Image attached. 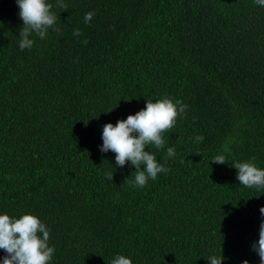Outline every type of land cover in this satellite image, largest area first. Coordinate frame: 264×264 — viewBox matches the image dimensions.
Segmentation results:
<instances>
[{
    "label": "trees",
    "instance_id": "1",
    "mask_svg": "<svg viewBox=\"0 0 264 264\" xmlns=\"http://www.w3.org/2000/svg\"><path fill=\"white\" fill-rule=\"evenodd\" d=\"M48 2L59 32L33 33V47L21 51L20 9L0 0V214H32L50 229L49 264H111L117 255L209 264L221 253L223 264H261L252 245L264 188L244 187L232 166L251 160L264 169V7ZM165 96L186 104V116L163 134L164 148L145 151L170 171L134 187L125 181L135 167L100 151L103 126ZM218 154L225 164L212 163ZM6 255L0 250V264Z\"/></svg>",
    "mask_w": 264,
    "mask_h": 264
},
{
    "label": "clouds",
    "instance_id": "2",
    "mask_svg": "<svg viewBox=\"0 0 264 264\" xmlns=\"http://www.w3.org/2000/svg\"><path fill=\"white\" fill-rule=\"evenodd\" d=\"M20 9L19 17L23 21V27L19 33V49H31L34 40L30 39L33 33L41 40L45 39L49 30L59 32L57 27L58 17L53 11L54 5L48 0H16ZM258 6L264 7V0H254ZM55 7L66 9L63 0H57ZM94 12H88L84 16V23L92 20ZM73 35L79 38L82 35L80 29H75ZM86 45L88 41L85 39ZM188 106L180 100L174 101L165 96L155 102L148 99L145 109L135 115H129L126 120L117 121L114 126L108 123L103 126L101 152L115 153V163L118 167L130 162L135 167L134 179L132 176L125 182L134 187L143 188L149 179L155 180L160 173L167 174L170 169L157 162V158L150 151H145L152 145L156 149L165 146L163 134L175 127L178 118H185ZM204 137L196 135L194 141L202 143ZM176 154L175 147L167 148V157L172 158ZM183 162V161H182ZM212 163L223 165L226 157L218 154L213 157ZM237 170L236 179L244 187L264 188V169L258 168L251 160L236 162L232 166ZM107 179H113V174H106ZM264 216V207L260 208ZM50 229L41 220L32 214H23L19 218L8 214H0V250L7 253L3 257L2 264H49L55 253L54 246H49ZM258 254L261 264H264V222L259 229V239L252 245ZM224 257L211 255L209 264H223ZM111 264H133L130 258L117 255ZM248 264V261H243Z\"/></svg>",
    "mask_w": 264,
    "mask_h": 264
}]
</instances>
